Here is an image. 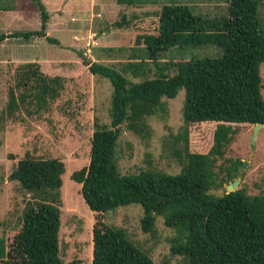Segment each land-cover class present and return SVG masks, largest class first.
<instances>
[{
  "label": "trees",
  "instance_id": "16d2710c",
  "mask_svg": "<svg viewBox=\"0 0 264 264\" xmlns=\"http://www.w3.org/2000/svg\"><path fill=\"white\" fill-rule=\"evenodd\" d=\"M28 9L40 16L37 31L0 33V44L11 38L29 41L46 37L49 15L41 0H26ZM226 14L213 18L196 14L183 4H164L156 13L155 34L137 35L135 47L145 58L131 54L117 69L91 62L79 53L91 75L110 82V127L95 123L89 164L75 171L71 180L92 212V264H154L131 242L125 230L106 225L100 216L120 206H141V230L152 234L157 217L174 231L170 253L189 264H264V194L248 195L241 188L222 198L211 190L237 179L240 161L216 171L237 129L231 125H264L260 66L264 63V28L260 17L262 0H225ZM132 5L133 0H117ZM29 4V5H28ZM22 6V10H28ZM130 24L125 16L112 24ZM213 46L217 58L163 59L174 48ZM152 74L153 78H148ZM137 79V82L128 78ZM64 88L61 77H48L36 62L16 69L15 83L8 90L5 109L0 111V130L7 121L20 120V113L33 117L47 111ZM184 91L182 119L186 125L217 123L212 146L206 154L188 150L184 141L180 173L140 171L121 175L116 149L121 128L142 135L146 119L164 110L163 99ZM180 155V152H178ZM64 163L56 158H34L26 153L8 176L30 195L20 229L10 243L0 237V264H65L60 258L61 187Z\"/></svg>",
  "mask_w": 264,
  "mask_h": 264
},
{
  "label": "rangeland",
  "instance_id": "374dc122",
  "mask_svg": "<svg viewBox=\"0 0 264 264\" xmlns=\"http://www.w3.org/2000/svg\"><path fill=\"white\" fill-rule=\"evenodd\" d=\"M27 3L23 0V4ZM164 4L187 5L196 14L211 18L226 14L227 8L225 0H133L132 5L119 4L117 0H93L82 10L80 18L72 20L65 15L64 22L70 24L66 29L53 27V24L49 28L48 36L59 39L61 46L39 38L29 41L11 38L0 44V111L5 109L8 90L15 83L16 69L24 63H38L44 75L61 77L64 84L60 97L47 111L33 117L21 112L20 120L7 121L0 130V237H4L7 243L19 231L26 202L30 199V195L17 182L9 181L8 176L26 153L34 158H56L65 166L60 194V258L65 264H92L95 221L80 195L81 186L71 180V175L89 164L95 123L110 127L112 88L108 80L89 73L79 53L91 62L117 69L128 62L133 53L138 54V58H145L142 50L135 47V37L157 33L156 13ZM124 16L130 24L120 29L112 27ZM260 17L264 28V0ZM3 19L4 16H0L2 24ZM39 19L36 16L28 19L29 23L25 25H16L12 31L0 33L10 34L16 32L15 29L39 30ZM36 20L37 25L34 24ZM221 53L213 46L174 48L161 58H217ZM260 75L264 100V63L260 66ZM127 77L132 79L129 75ZM162 101L165 109L146 119L144 134L136 135L122 126L116 149L121 175L147 170L171 175L180 173L184 147L180 136L185 129L188 131L189 152L206 154L211 148L217 123L186 125L182 119L183 90L174 99ZM231 126L237 129V134L225 149L223 158L217 161L216 171L228 166L229 159L246 163L238 189L243 188L252 196L264 194V127L257 133L252 147L253 126ZM142 217L143 210L136 204L120 206L100 216L106 225L125 230L131 242L148 254L154 264H189L186 257L170 253L174 231L164 226L162 217L156 218L152 234L141 230Z\"/></svg>",
  "mask_w": 264,
  "mask_h": 264
},
{
  "label": "crops",
  "instance_id": "0c3cea01",
  "mask_svg": "<svg viewBox=\"0 0 264 264\" xmlns=\"http://www.w3.org/2000/svg\"><path fill=\"white\" fill-rule=\"evenodd\" d=\"M41 2L45 6L49 15V20L45 30V36L49 37L48 31L52 24L53 27H62L66 29L70 24H68L67 21L64 22L65 15H68L69 19L72 20L80 18L81 14H83L82 10L85 7H88L93 0H41ZM22 6H26L23 4V0H0V16H4L3 24L0 23V31H12L16 25L20 27L21 24L25 25L29 23L28 19H35L36 16H39L37 11L30 8L28 9V6H26L28 10H22ZM30 15H33L34 17L31 18ZM53 18L54 23H51L53 22ZM37 20L34 23L35 25H37ZM38 23L40 26V19ZM15 30L23 31L22 29ZM32 31H37V28H34ZM39 39L45 40V38ZM56 40L59 42V45L56 46H61L62 42L59 39Z\"/></svg>",
  "mask_w": 264,
  "mask_h": 264
},
{
  "label": "water",
  "instance_id": "95a60500",
  "mask_svg": "<svg viewBox=\"0 0 264 264\" xmlns=\"http://www.w3.org/2000/svg\"><path fill=\"white\" fill-rule=\"evenodd\" d=\"M264 125L262 124H256L253 126V132H252V137H251V145L252 147H254V143H255V138L257 136V133L259 132V130L263 129ZM246 163H243L238 170V174H237V179L234 180L232 183L220 187L218 189H213L211 190L212 192L216 193L218 195L219 198L224 197L225 195L231 193V192H235L238 190V186H239V181L241 179V176L243 174V169L246 166Z\"/></svg>",
  "mask_w": 264,
  "mask_h": 264
}]
</instances>
